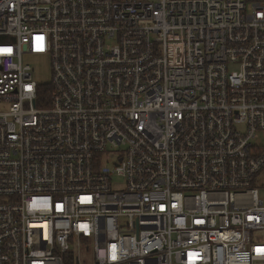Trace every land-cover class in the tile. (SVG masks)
I'll use <instances>...</instances> for the list:
<instances>
[{"label": "built area", "instance_id": "obj_1", "mask_svg": "<svg viewBox=\"0 0 264 264\" xmlns=\"http://www.w3.org/2000/svg\"><path fill=\"white\" fill-rule=\"evenodd\" d=\"M92 262L264 264V0H0V264Z\"/></svg>", "mask_w": 264, "mask_h": 264}, {"label": "rangeland", "instance_id": "obj_2", "mask_svg": "<svg viewBox=\"0 0 264 264\" xmlns=\"http://www.w3.org/2000/svg\"><path fill=\"white\" fill-rule=\"evenodd\" d=\"M32 45L37 47H42L45 44V41L41 37H35L31 40ZM25 61L31 63L34 68V78L42 83H48L51 80V64L50 57L47 51L44 48L34 50L32 52H27L24 56ZM117 181H121V179H116ZM93 250L90 249L88 255L92 254ZM90 264H93L90 263Z\"/></svg>", "mask_w": 264, "mask_h": 264}]
</instances>
